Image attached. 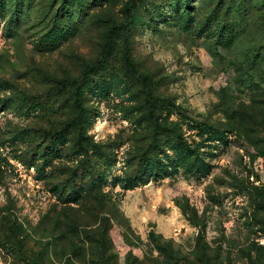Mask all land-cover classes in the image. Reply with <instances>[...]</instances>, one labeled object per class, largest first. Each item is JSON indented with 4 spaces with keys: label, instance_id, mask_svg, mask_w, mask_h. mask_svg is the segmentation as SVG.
I'll use <instances>...</instances> for the list:
<instances>
[{
    "label": "rangeland",
    "instance_id": "374dc122",
    "mask_svg": "<svg viewBox=\"0 0 264 264\" xmlns=\"http://www.w3.org/2000/svg\"><path fill=\"white\" fill-rule=\"evenodd\" d=\"M0 264H264V0H0Z\"/></svg>",
    "mask_w": 264,
    "mask_h": 264
},
{
    "label": "trees",
    "instance_id": "16d2710c",
    "mask_svg": "<svg viewBox=\"0 0 264 264\" xmlns=\"http://www.w3.org/2000/svg\"><path fill=\"white\" fill-rule=\"evenodd\" d=\"M137 181V178L135 177V178H128V180H127V182H128V185L130 186V185H132L133 184V186H136V182Z\"/></svg>",
    "mask_w": 264,
    "mask_h": 264
}]
</instances>
